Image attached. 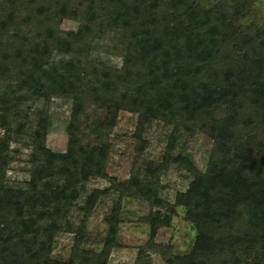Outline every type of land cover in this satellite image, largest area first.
I'll return each instance as SVG.
<instances>
[{
  "label": "trees",
  "instance_id": "1",
  "mask_svg": "<svg viewBox=\"0 0 264 264\" xmlns=\"http://www.w3.org/2000/svg\"><path fill=\"white\" fill-rule=\"evenodd\" d=\"M35 1L25 0L26 10L36 11L46 25L44 35L37 34L40 44L10 61L0 40V79L12 83L0 95V128L6 129L0 140V264H108L125 195L159 209L151 217L152 239L171 225L177 206L186 209L196 231L194 247L188 255L167 258L168 264H264V21L255 20L254 0H45L41 7ZM65 18L85 25V48L77 47L76 34L58 30ZM8 22L17 25L11 14ZM22 24L28 28L32 18ZM9 25L2 23L0 36ZM110 29L124 50L120 68L91 60ZM44 90L75 100L67 152L47 147L42 118L30 138V189L7 190L11 143L21 142L20 130H14L18 109L26 92ZM86 102L107 111L101 127L108 130L122 112L137 115V158L155 123L172 132L158 165L146 160L142 177L134 172L125 182L114 179L111 187L94 190L74 228L70 212L79 190L92 178L106 177L110 149L103 142L91 150L82 145ZM180 131L201 132L214 141L206 171L190 155L173 156ZM170 164L183 165L193 177L175 204L162 200L158 189ZM111 192L119 196L105 217L109 234L100 251L86 250L89 216ZM62 232L76 233L65 261L52 256ZM139 258L137 264H150Z\"/></svg>",
  "mask_w": 264,
  "mask_h": 264
},
{
  "label": "rangeland",
  "instance_id": "2",
  "mask_svg": "<svg viewBox=\"0 0 264 264\" xmlns=\"http://www.w3.org/2000/svg\"><path fill=\"white\" fill-rule=\"evenodd\" d=\"M33 6L41 7L45 0H36ZM256 4L255 20L264 21V0H254ZM32 3V2H31ZM34 3V2H33ZM29 3L25 0H0V28L2 23L8 22L9 15H13L17 21L15 27H9L3 31L0 40L4 43L7 59L17 58L31 48L34 43L40 44L37 34H42L46 25L39 22L36 11L26 10ZM32 18V25L22 28L24 18ZM21 24V25H20ZM58 30L64 33L77 35V47L85 48L83 34L85 25L79 20L65 18L57 22ZM44 35V33L42 34ZM37 40L38 42H33ZM120 37L112 33L111 29L105 32V39L99 41L100 49H93L91 60L107 63L112 68H120L123 64L124 50L119 46ZM8 60V61H9ZM10 60V61H11ZM16 60V59H15ZM14 61V60H13ZM15 69L13 73L18 75ZM15 75V77H16ZM12 89V83L0 79V95ZM45 90L39 95H31L26 92L18 110V118L15 119L14 130H20L21 142L13 141L9 152V161L5 171L7 190L30 189V180L33 171L32 157L34 153L31 144V135L39 128L42 118L47 120L46 145L50 151L57 154H65L69 146L68 128L71 125L75 100L66 93H55ZM15 102V101H14ZM107 111L90 102H86L81 114L79 138L82 145L91 150L99 147L101 142L110 146L106 165L105 178H92L80 188V195L70 212V220L74 228H78L85 216L80 208L85 205L88 196L94 190H105L117 179L127 181L134 172L144 175V161L150 160L158 165L163 159L172 128L162 123H155L144 135L148 145L143 157L138 156V142L133 136L137 128V115L122 112L117 124L112 130L101 127V122L107 119ZM26 126V127H24ZM6 129L0 128V140L4 137ZM176 148L173 156L190 155L195 166L206 171L209 156L214 146V141L207 135L197 132L192 135L186 131L177 134ZM193 180L183 165L170 164L168 171L162 172L159 177V193L162 200L175 204L177 194L185 192ZM119 194L111 192L103 197L97 207L89 216L87 222V234L83 248L86 250L100 251L109 234V226L105 217L111 212ZM122 210L119 216L118 235L115 240L108 264H137L139 257L150 261V264H168L167 258L176 255H188L192 252L196 231L194 226L186 218V209L176 207V215L173 216L169 227L159 229L157 236L151 237V217L159 209H155L148 200L125 195L122 201ZM75 232H62L58 235L54 246L53 258L67 260L71 257L75 245Z\"/></svg>",
  "mask_w": 264,
  "mask_h": 264
}]
</instances>
